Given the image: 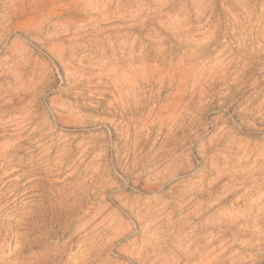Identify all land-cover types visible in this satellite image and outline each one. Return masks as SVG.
<instances>
[{"label": "rangeland", "instance_id": "1", "mask_svg": "<svg viewBox=\"0 0 264 264\" xmlns=\"http://www.w3.org/2000/svg\"><path fill=\"white\" fill-rule=\"evenodd\" d=\"M1 244L264 264V0H0Z\"/></svg>", "mask_w": 264, "mask_h": 264}, {"label": "bare ground", "instance_id": "2", "mask_svg": "<svg viewBox=\"0 0 264 264\" xmlns=\"http://www.w3.org/2000/svg\"><path fill=\"white\" fill-rule=\"evenodd\" d=\"M8 228V227H7ZM9 230V229H8ZM31 233H35V236H33V237H31V241H30V243L29 244H41V243H43L47 238H48V236H49V234H51L53 231L51 230V232L48 234V228H44V227H36L35 229H33V230H31L30 231ZM29 232V233H30ZM8 233H9V231H8ZM20 233V232H19ZM14 234V233H13ZM23 234V233H22ZM28 234V233H27ZM3 235H5L6 236V234H4L3 233ZM8 235V234H7ZM16 235V234H15ZM33 235V234H32ZM17 236V235H16ZM30 236V235H29ZM23 242V241H22ZM27 245H25V246H23V247H26ZM30 246V245H29ZM11 247V246H10ZM15 248V247H14ZM3 249H4V245L3 244H1L0 245V254H1V252L3 251ZM24 249V248H23ZM9 250H10V248H9ZM9 250H8V252L6 253V254H2L3 256H9L10 255V252H9ZM12 250V249H11ZM3 253V252H2ZM22 254V253H21Z\"/></svg>", "mask_w": 264, "mask_h": 264}]
</instances>
